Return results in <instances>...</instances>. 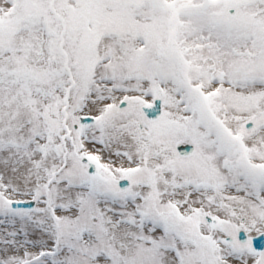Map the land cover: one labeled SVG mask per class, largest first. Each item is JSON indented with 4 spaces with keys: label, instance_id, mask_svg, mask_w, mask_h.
<instances>
[{
    "label": "snow or ice",
    "instance_id": "snow-or-ice-1",
    "mask_svg": "<svg viewBox=\"0 0 264 264\" xmlns=\"http://www.w3.org/2000/svg\"><path fill=\"white\" fill-rule=\"evenodd\" d=\"M0 264H264V0H0Z\"/></svg>",
    "mask_w": 264,
    "mask_h": 264
}]
</instances>
